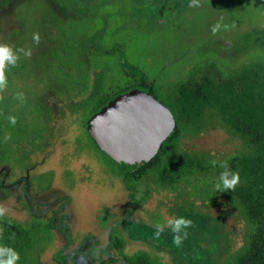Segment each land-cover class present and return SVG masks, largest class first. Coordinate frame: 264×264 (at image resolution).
<instances>
[{"label": "rangeland", "instance_id": "rangeland-1", "mask_svg": "<svg viewBox=\"0 0 264 264\" xmlns=\"http://www.w3.org/2000/svg\"><path fill=\"white\" fill-rule=\"evenodd\" d=\"M200 4L174 16L160 31L154 24L158 21H146L143 9L136 11L126 0H0V44L19 56L15 66L6 68L7 87L0 92V177L6 174L0 206L8 210L0 216V247H6V239L15 241L16 264H129L124 256L140 251L166 264H221L243 244L244 223L216 184L225 162L240 178L238 162L256 155L251 140L245 130L235 129L225 108L204 102L188 114L178 99L191 95L190 82H200L219 96L246 101L254 112L250 116L260 128L264 125V102L257 99L264 88V40L245 44L264 30V0L262 6L258 0L226 1V15L222 0ZM116 7L125 8V17L134 21L133 13L139 12L141 20L136 17L134 27L121 16L108 30L111 35L133 31L150 41H165L160 55L169 77L157 85L177 118L174 161L183 169L172 183L165 181L166 173L154 172L139 183L121 181L81 123L90 112L85 108L89 94L76 93L86 83L81 73L91 71L93 81L86 83L91 91L127 84L99 78L104 72L99 65L82 62L88 39L96 34L88 28L87 14L104 12L107 21ZM162 12L170 17L173 11L168 6ZM217 23L221 27L213 34ZM34 33L40 36L38 44ZM19 49L32 54L27 57ZM156 50L145 54L152 62L158 60ZM10 116L16 117L15 125ZM7 135L11 139L5 141ZM256 166L264 173L260 161ZM20 176L27 177L28 187L15 183ZM170 217L193 221L180 247L173 244L168 227L160 238L154 236L153 225L166 224Z\"/></svg>", "mask_w": 264, "mask_h": 264}, {"label": "trees", "instance_id": "trees-1", "mask_svg": "<svg viewBox=\"0 0 264 264\" xmlns=\"http://www.w3.org/2000/svg\"><path fill=\"white\" fill-rule=\"evenodd\" d=\"M256 40H264V30H261L258 35H253L246 39L245 44L248 45L250 42ZM202 85L200 82H190L191 95L180 97L178 102L184 106V109H187L188 114L197 112L201 103L204 102L211 105H218L219 108H225L226 114L227 112L230 114L227 117L235 122V129L240 131L243 129L246 131L248 139L251 140L249 145L256 153L253 158L247 156L238 162V164L242 165L238 169L243 168L239 183L234 190L226 191V198L234 204L233 206L241 222L244 223L246 235L243 244L226 254L221 264H264V173H259L258 167L256 166L258 161L264 166V132L260 131L261 129L264 130V125L261 124L260 128L259 121L250 116V113L254 112L249 108L246 101L240 100L237 97L227 99L219 96L213 89L205 88ZM251 97L253 99V95ZM112 98L105 97V101L95 106L94 109H91L92 111L85 115L83 124H85L89 116L97 112ZM257 99L259 101L263 100L264 102V88H261L260 92L257 93ZM167 105L171 108L169 104ZM173 114L175 116L174 111ZM175 122L171 133L161 142L156 153L139 167L124 169L107 155L103 153L102 155L114 165L116 164L120 173L126 175L128 178L131 175H137L140 172L151 170L152 173L154 172L156 174L166 173L168 178L165 181L172 183L175 178L178 179L183 170L180 161H174V155L177 151L176 144L180 137L176 116ZM256 124L258 125L256 126ZM120 240L123 242L122 239ZM14 243L15 241L6 239L5 246L15 250ZM120 244L116 246L117 249ZM124 259L129 264H166L165 262H159L160 258L150 257L148 253L142 251L133 255L132 258L124 256Z\"/></svg>", "mask_w": 264, "mask_h": 264}, {"label": "flooded vegetation", "instance_id": "flooded-vegetation-1", "mask_svg": "<svg viewBox=\"0 0 264 264\" xmlns=\"http://www.w3.org/2000/svg\"><path fill=\"white\" fill-rule=\"evenodd\" d=\"M127 4L130 6L132 5V8H134L136 11L143 9L145 13L146 21H158L154 24L160 28V31H165L166 26L172 21L174 16H180L182 13L188 11L190 8H193L194 11L198 9L199 7H189L191 4L188 3L189 0H146L145 6H139L135 5L132 0H126ZM204 1V0H202ZM226 1L231 2L235 0H222L223 4V12L224 15H226ZM259 5L262 6V0H258ZM201 5V4H200ZM173 11L170 13V17L167 14H163L162 11L166 9V7ZM177 9L175 10V8ZM124 12H126L125 8L122 7H116L111 8L109 10L108 16H110V20H105L103 17V13L95 14V13H88L87 15H90V23L88 28L90 27V30H95L96 34L94 36H90L88 39V50H87V57L84 53V57L82 58V62L84 65L85 60H89V62H95L94 64L98 66V68L102 69V75L99 78L107 79V78H116L119 79V82H125L126 85L118 84V87H107L103 91H99V89L95 88L93 91L90 89H87V84H89V79L92 80L93 78L90 76V72L86 71L84 73H81L83 75L84 80H86V83L84 84V87H82V83L79 84V88L77 87L76 93L77 94H83L84 92H87L89 94V99H86V110L94 109L95 106L101 104V102L105 101L104 99H98L100 95L105 97H114L116 95L131 91V90H138L141 92H145L150 94L151 96L157 98L159 101H161L172 113L174 124L175 122V116L173 114V109L170 108L165 101L160 98V96L163 94L162 90H160V86L157 85V81H161L162 79H167L168 76V68L163 65V61H161L162 57L160 55V49H163L166 47L165 41H154L147 38L144 39V34L141 32H131L127 33V31L118 32V34L111 35L109 33V29L115 28L117 23H119L120 17L123 16L122 22L127 19L125 17ZM113 14V16H112ZM135 16L133 19H127L131 25H134L135 23L139 22L141 19L137 16L139 12L133 13ZM132 14V15H133ZM160 16L161 18L158 20L156 17ZM136 17L139 19V21L136 19ZM122 25V23L120 24ZM98 27H103L102 30ZM165 29V30H164ZM100 31V32H99ZM106 32V35H102L101 32ZM179 42V41H177ZM175 46H179L180 42L177 43ZM157 44H160L157 46ZM83 47V46H82ZM155 52L158 55L157 62H152L150 59L145 56L146 53L150 51V49H156ZM147 50V51H146ZM84 51V50H83ZM101 53L100 56L98 54ZM164 57V56H163ZM85 58V59H84ZM93 64V66H95ZM89 66L86 67L88 69ZM85 69V67H84ZM93 81V80H92ZM93 83V82H92ZM164 91V90H163ZM166 92V91H165ZM91 95V96H90ZM97 104V105H96ZM85 115L81 119V123L83 125L84 131L88 137V139L91 141V143L94 144V142L91 140V138L88 136L86 130H85V124H83ZM90 117V116H89ZM88 117V118H89ZM87 118V119H88ZM87 121V120H86ZM179 141V138H178ZM177 141V144H178ZM176 144V145H177ZM95 145V144H94ZM96 146V145H95ZM96 148L99 150L100 154L102 155V152L100 149L96 146ZM104 154V153H103ZM104 157V156H103ZM106 159V158H105ZM107 160V159H106ZM109 161V160H107ZM109 163L114 167V172L117 174L119 178H121V181L127 182L129 184H135L139 183L140 180L148 176L151 173V170L140 172V174L137 175H131L130 178L126 177V175L121 174L120 170L118 169V166L116 167L112 162L109 161ZM4 171H6V168H3ZM6 177V174L1 175L0 177V189L6 190V186L3 184L4 179ZM26 176H20L15 180V183L22 181L25 182L24 186L28 187L29 183L27 181ZM2 190V191H3ZM69 199V198H67ZM50 205H47L44 207V211L42 213H45ZM64 209V208H61ZM42 211V210H41ZM55 220H53L54 222ZM49 225V223H48ZM34 226V225H33ZM50 229V227H49ZM59 229V228H58ZM46 231V230H45ZM127 242H132L130 238L127 236L125 237Z\"/></svg>", "mask_w": 264, "mask_h": 264}, {"label": "water", "instance_id": "water-1", "mask_svg": "<svg viewBox=\"0 0 264 264\" xmlns=\"http://www.w3.org/2000/svg\"><path fill=\"white\" fill-rule=\"evenodd\" d=\"M145 6L146 0H132ZM174 128L170 110L148 93L113 97L86 121L85 130L102 153L124 169L146 163Z\"/></svg>", "mask_w": 264, "mask_h": 264}, {"label": "clouds", "instance_id": "clouds-1", "mask_svg": "<svg viewBox=\"0 0 264 264\" xmlns=\"http://www.w3.org/2000/svg\"><path fill=\"white\" fill-rule=\"evenodd\" d=\"M200 0H191V4L189 7H199ZM221 25L219 23L215 24L212 27V32L215 34ZM33 40L38 44L40 42V36L38 33L33 34ZM17 51H23L24 55L27 57L31 56V50L24 51L23 49H19ZM19 60V56L13 52L12 47L6 44H0V92H3L7 87V77L5 75L6 68L11 65L15 66L17 61ZM19 98H23V94H18ZM10 123L12 125L16 124V117H8ZM5 141L11 139L10 135L5 136ZM213 167L216 166V162H212ZM224 171L221 172L219 177V182L216 184V189L220 191H230L234 190L237 184L239 183V173L233 172L229 170L227 163H222L220 165ZM8 210L0 206V216H4ZM193 221L190 219H186L184 217H170L167 219L166 224H161L159 222L155 223L153 227L156 229L154 236L155 238H160L162 233L164 232L165 227L171 229L173 233V244L176 247H180L185 239L188 238L187 229L193 227ZM3 232V229H0V233ZM14 235V234H13ZM7 254V258L3 257ZM19 260V254L15 252L11 248L0 247V264H16Z\"/></svg>", "mask_w": 264, "mask_h": 264}]
</instances>
